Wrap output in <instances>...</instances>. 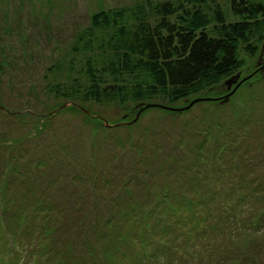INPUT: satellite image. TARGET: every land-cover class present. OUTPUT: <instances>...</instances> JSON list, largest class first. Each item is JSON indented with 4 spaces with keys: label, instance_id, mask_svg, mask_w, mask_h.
Masks as SVG:
<instances>
[{
    "label": "rangeland",
    "instance_id": "1",
    "mask_svg": "<svg viewBox=\"0 0 264 264\" xmlns=\"http://www.w3.org/2000/svg\"><path fill=\"white\" fill-rule=\"evenodd\" d=\"M136 1L0 0V264H264V42L176 102L47 92Z\"/></svg>",
    "mask_w": 264,
    "mask_h": 264
},
{
    "label": "trees",
    "instance_id": "2",
    "mask_svg": "<svg viewBox=\"0 0 264 264\" xmlns=\"http://www.w3.org/2000/svg\"><path fill=\"white\" fill-rule=\"evenodd\" d=\"M261 42L264 0H139L94 13L69 59L53 65L65 75L47 92L79 103L176 102L233 77Z\"/></svg>",
    "mask_w": 264,
    "mask_h": 264
},
{
    "label": "water",
    "instance_id": "3",
    "mask_svg": "<svg viewBox=\"0 0 264 264\" xmlns=\"http://www.w3.org/2000/svg\"><path fill=\"white\" fill-rule=\"evenodd\" d=\"M234 78H236V76L234 75L233 77L227 79L226 83L228 84V86L230 85V83L232 82V80H234ZM150 105V104H149ZM148 105H146L145 107H147Z\"/></svg>",
    "mask_w": 264,
    "mask_h": 264
}]
</instances>
